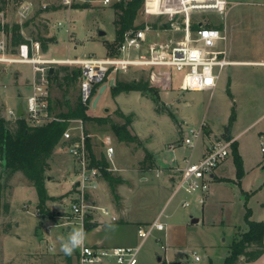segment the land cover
Returning a JSON list of instances; mask_svg holds the SVG:
<instances>
[{"label":"rangeland","instance_id":"1","mask_svg":"<svg viewBox=\"0 0 264 264\" xmlns=\"http://www.w3.org/2000/svg\"><path fill=\"white\" fill-rule=\"evenodd\" d=\"M23 1L32 2L34 11L28 20L19 22L16 9ZM117 1L119 0H111V3L104 4V0H72L71 4H66L62 0H14L9 4L5 13H0V22L2 27L5 23H19L23 36L39 41L41 52L48 55L46 57L60 59L103 57L105 56L102 43L104 37L99 38L98 31L101 29L106 31L105 38L108 40L116 37L114 4ZM227 1L225 12L219 13L222 20L221 17L213 14L217 12H194L192 27L200 21L210 26L221 25L224 27L225 19L228 43L231 45H238L244 33L242 31H246L247 40L243 41L245 42L242 47L244 48L243 53L238 57L248 55L251 56L250 58L255 57L252 55L257 51L255 43L258 41V36L261 35L264 38V0ZM146 2L135 23H143L144 26L161 29L163 24L170 20L171 16L168 14L170 8L172 9L174 6L173 0H147ZM44 3L48 8L46 11L42 9ZM159 9L161 10L153 11ZM166 10L168 13H165ZM26 22L29 23L26 24ZM233 24L236 26L233 27ZM221 29L225 31L224 28ZM38 38L48 39L46 51H43L42 42ZM60 66L59 64L53 65L57 70V78L56 76L49 78L56 113L66 110L62 104L66 96L72 104L81 98L80 77L62 78L57 82L58 76L61 75L58 72ZM68 66L71 69L79 68L74 64H68ZM168 75L172 77L173 81L169 84L165 82ZM116 76L117 82L148 81V86L157 90L160 97L161 101L158 106L161 112L155 111V103L141 93L143 97L139 93L140 91H124L113 96L111 87L108 86L101 94L96 108H92L88 103L85 104L88 107V113L118 123H123L125 120L117 114V110L133 114L132 126L135 123L140 134H143L144 137L148 136L142 141L144 147L150 137L152 139L151 147L160 146L167 141L166 146L163 144L164 153L169 157V161L164 163L165 168L179 163L175 156L181 154L185 156L188 153V149L177 145L176 139L174 136L172 137L175 127L167 111L175 114L179 122L178 125L184 122L197 126L204 118L215 134L228 139L237 137L233 142L230 156L218 166L219 173L225 177L219 178L216 182L213 181L210 186L211 192H209V196H206L205 203L200 206L196 195L180 191L174 198L167 200L161 218L163 222L170 225L171 239L169 243L170 247L174 248L167 249L166 252L172 254L175 251L176 259H178L175 261L181 260L183 264H208V256H204L207 244L213 245L209 257L213 259L214 263L221 264V255L226 246L231 243L234 231L240 232L241 228H245V225L248 226L245 218L247 209L251 210L250 220H264V151L262 150V147L264 148V65L228 66L223 70L219 86L214 91L182 89L179 87L182 85V73L176 68H172L168 73L161 71L160 68L131 67L119 71ZM31 78L32 66L30 64L0 62V112L7 120L10 108L15 110L19 104L27 106ZM54 78L56 80H52ZM61 82L62 85H60ZM97 93L98 91L94 94L93 99ZM232 107L237 111V119L230 126ZM106 108H108L107 112ZM86 126L96 141L100 143L104 141V145H108L110 137L108 138L107 135L112 134L110 124L87 121ZM138 144H132V146L144 151L143 146L140 147ZM235 152L239 154L240 161H242V177L238 173L236 158L239 156ZM67 153H65L66 156H69ZM130 158L124 156L123 163H129ZM54 160V155L51 154L49 161L52 165H54ZM151 162L153 163V159L151 161L149 158L146 165L153 167ZM55 173L58 175L57 183H59L60 192L65 179L62 177V170L60 174L59 172ZM46 174L48 176L53 172L49 169ZM65 175L71 177L72 172H67ZM153 178L148 184L140 183L138 185L151 190L149 191L151 195L148 193L144 195L150 200V206L143 210L140 203L135 205L137 208L133 216L149 217L159 205H164L166 197L168 198L172 193V189L167 193L157 190L159 186L156 179L158 178L154 175ZM1 183L0 206L8 202L10 210L8 215H5L4 209L0 208V264H5L8 261L7 264H79L75 250L71 255H65L60 251L56 236L62 234L66 237L68 232L66 227L52 224L53 220L57 219L55 211L48 207L51 215L44 216L43 219L37 206H33L31 201L25 203L21 201V196L17 193L18 187L29 188L32 186L25 176L21 172H17L7 183L5 175H3ZM4 184H6L5 187ZM63 197V195H59L51 197L49 200L56 201L57 207L64 213H72L71 197L68 196L65 199ZM185 199L191 202L189 207L182 206ZM58 202H62V204ZM64 218L68 220V216H64ZM193 218H201V220L193 223ZM75 220L79 224L76 218ZM57 222L61 223L58 219ZM18 223L21 226H18ZM36 223L38 226L35 230ZM46 224H52L49 233H44L43 227ZM78 226H74L73 229ZM236 226H239L238 229ZM47 228L49 227L45 229ZM43 233L44 239L41 238ZM165 243L156 241L151 236L142 246L138 258L144 259L147 263L156 264L158 256L164 253ZM176 248L180 251H176ZM192 251H196L200 255L201 261H195ZM11 254L15 257L10 261Z\"/></svg>","mask_w":264,"mask_h":264},{"label":"built area","instance_id":"2","mask_svg":"<svg viewBox=\"0 0 264 264\" xmlns=\"http://www.w3.org/2000/svg\"><path fill=\"white\" fill-rule=\"evenodd\" d=\"M62 1L66 4L72 2V0ZM173 2L174 6L169 12L171 16L169 22L164 23L161 29L146 25L126 30L114 56L64 59L46 57L41 52L39 41L28 38V42L13 47L5 31L2 30L0 32V62L25 63L32 66L27 106L22 104L24 114L18 116V108L10 109L7 114L8 120L25 117L31 126L66 120L50 109L49 73L50 68L58 64H74L80 67L81 99L84 104L88 103L91 107L94 90L98 91L100 85L109 84L110 76L113 74L131 67L166 68L165 70L168 71L176 68L182 73L183 89L214 91L223 70L234 62L228 57L226 48L218 47L220 42L226 41L224 32L203 23L195 28L192 27V14L194 12L223 14L228 1L173 0ZM109 3L111 0H104V4ZM42 9L44 11L48 9L46 3L42 5ZM33 11L32 2H21L16 9L19 22L28 20ZM162 31L169 35L162 37ZM66 121L68 127L63 132L62 140L67 142L66 148L76 162L78 173L71 196L72 216L79 221L80 226L84 227L86 218L92 210L100 209L104 214H110L108 209L96 206L89 199V194L98 187V181L103 175V167L92 164L87 146L85 121L81 118H69ZM207 126L206 119H202L197 126H183L182 138L178 140L177 145L187 148L188 153L182 156L181 162L155 170L156 176H163V173H166L167 178L171 180V198L180 191H184L196 195L198 204L202 206L214 181L215 170L230 156L235 139L219 136L208 140ZM205 140L209 142L206 143ZM262 150L264 151L263 147ZM107 152L112 161L114 147L109 145ZM113 169L116 168L113 166L106 168L108 171ZM190 205V201L183 200V207ZM162 215L163 213L150 223L138 226L137 233L140 241L136 246L107 248L83 244L80 248L79 263L105 264L107 260H113L117 264H138L139 252L147 239L153 236L155 231H163L166 228V224L161 220ZM111 219L114 221L118 218L111 216ZM192 255L195 261L201 260L196 251H193Z\"/></svg>","mask_w":264,"mask_h":264},{"label":"crops","instance_id":"3","mask_svg":"<svg viewBox=\"0 0 264 264\" xmlns=\"http://www.w3.org/2000/svg\"><path fill=\"white\" fill-rule=\"evenodd\" d=\"M166 13H168V12H166ZM213 14H215L219 18L221 17L219 13L218 14L213 13ZM147 16L149 17V13ZM226 18H227V15H226ZM220 19L222 20V17ZM200 23L204 24V22H202V21L198 22V24H200ZM239 23H241V21H239ZM205 25H208V24H205ZM232 26L234 27L236 25L233 24ZM220 27L224 28L225 31H223ZM216 28L221 29L224 32V34L226 35V41L220 42L218 44L219 45L218 47L227 49L228 57L234 62L232 65H234V66H236V65H258V66L264 65V46H263L264 45V38H263V36L261 37V35L259 34L260 36H258V41H257V43H255L257 45V51L254 55H252L255 57L250 58L251 56L248 55V56H241L239 58L238 56H240L243 53L244 48H242V47L245 45L244 44L245 42H243V41L247 40L246 36H245L246 31H242L244 33H243L242 39L239 41L238 45H235V44L231 45L230 43H228L227 26H226L225 19H224V27H222L221 25H217ZM161 35H162V37H167V35H169V34H167V32H165V31H162ZM105 36L106 35L102 36V37H104L103 38L104 40L102 43H103V47L105 49V56H103V57L110 55V53H109L110 51L107 47V44L111 43L112 41L115 40V38L112 40H108L105 38ZM178 36H180L179 33H178ZM102 37H99V38H102ZM251 43H254V41H251ZM259 44H260V46H259ZM45 56H48V55L45 54ZM232 65H229V66H232ZM160 70L163 72L169 73L168 70H165V69H160ZM182 78H181V82L183 84ZM111 79H114V82H116V79H117L116 74H113L112 76H110L109 80H111ZM165 82H167L168 84L172 83L173 82L172 77L170 75H168L167 81H165ZM29 84H30V82H29ZM218 86H219V82H218ZM218 86H217V88H218ZM179 87H182V85H180ZM182 89H183V87H182ZM171 91L173 92V90H171ZM139 93L141 94V92H139ZM50 94H51L50 99H52L51 90H50ZM97 106H98V103H97L96 107ZM92 108H94V107L92 106ZM236 113H237V111H236ZM89 115H91V114H89ZM91 116H94V114ZM94 117H96V116H94ZM237 123H238V120H237ZM173 124H174L175 129H174V134L172 135V137L174 136V139H176L175 141L178 142V140H180L182 138L181 128L183 126H187V125H191V124L184 123V122H181L180 125H178L174 122H173ZM207 124H208V122H207ZM85 129H86V134L88 136L87 139H89V142L91 143L94 155L97 158L104 156L106 158L107 162L109 163V166H113L116 168L110 172L112 173L113 176H115L117 178H121L122 183H120L116 188L118 197L115 198L112 191H111V188L109 186V183H108L106 177L104 175H102V177L98 181L97 189L89 194V199L93 204H95L96 206H98L100 208L108 209L110 214L106 215L100 209H94L88 214V217H89L88 221L90 223H96V225L87 231L84 229L85 226L83 227V229L85 230V233H86V239H85L84 244L85 245H92V246L107 247V248H113V247H118V246H130V247L136 246L140 241L139 237H138V233H137L138 226L141 224L150 223V222L154 221L160 214H162L164 207L167 203V200L169 201L171 198L170 195H172V193H170L169 197L168 198L166 197L164 205H161V206L159 205L153 211L152 215H150L149 217H142L141 218V217L133 216L134 211L137 208L135 205L140 203V206L142 207L141 209H143V210H145L147 207L150 206V200H148L146 197H144V195H147V193H148V195H151V192H149L151 190H149L148 188L138 186L140 183H142V184L150 183L152 181V179H154L153 178V175H154L156 178H158V179L155 178L158 182L157 185L159 186L157 188V190H159L160 192H166L167 193V191L170 192V190L172 189L171 180L167 178L166 173H163V176H156V174H155V170H157V169L161 170L162 168H165L164 163H166L167 160L169 159V157L167 155H165L164 148H163V144L166 146L167 141L162 143L160 146L151 147L150 142L152 139L149 135L150 138L146 141L145 147H144L142 145V141H143V139H145L148 136L144 137L143 134L141 135L139 132L140 130L138 131L137 126H135V123L133 126L132 125L130 126V130H131L132 134L137 135L139 137V139L141 141L139 144L138 143L126 144L125 142L120 141L118 139V137L112 132L111 135H107L108 138L110 137L108 139V142H109L108 145H104V141L102 143H100L99 141H96V139H94L92 132L86 126V122H85ZM178 129H179L180 134L178 133ZM206 133L208 136V140L213 138V137L218 138L220 136L219 134H215L214 132H212L209 125L207 126ZM179 135H180V137H179ZM236 138L237 137L235 136L234 139L236 140ZM208 140H205L204 142L207 143ZM66 143L67 142L62 140L55 147V149L52 153L54 155V159H55L54 165H52L48 159V163H49L48 170L50 169V171H52L53 174H49L47 176V179H46V188H47L48 194L51 197H57L59 195H63L64 196L63 199H65V197H68V196L71 197L72 196L74 183L76 182L77 177H78L76 162H75L74 158L69 154V152L66 148ZM132 144H136V145L138 144V146H140V147L143 146L142 148L144 151L136 148V146L133 147ZM148 144H149V146H148ZM109 145L114 147V153L112 155V161L109 159V155L107 152V147ZM65 153H67L69 156H66ZM124 156L131 157L129 163H123V157ZM182 156H183V154H181L180 156H178V155L175 156V158L177 159L176 161L181 162ZM67 157H69V158L65 159ZM149 158L151 159V161L153 159V163L152 162L150 163V164H152L153 167H151L150 165H146L147 164L146 162L149 160ZM148 167H151V168H148ZM218 169H219V167L214 172V181L215 182L217 180H219V178L225 177L222 173H219ZM61 170L63 172L62 177H64L65 182L63 183L62 191L59 192V187H58L59 183H57L58 182V175H56L55 172H59V174H60ZM67 172L68 173L72 172L71 177H67L65 175V173H67ZM66 182H68V183H66ZM210 192H211V189H210ZM17 193L19 196H21L20 199L23 203L31 201L33 206H37L38 196H37L36 190L33 186H31L29 188H26L25 186H20L17 189ZM185 200H188V199H185ZM56 203L57 202L54 200H49L47 203L48 207H50L53 211H55V215L57 216L58 221L61 222V223H58L57 219L56 220L54 219L52 224H54L55 226L66 227L67 232L69 234L70 231L73 229V227L78 226L79 224H77L75 218L73 219L72 213H69V214L64 213L63 211H61L57 207ZM58 203L62 204V202H58ZM202 209L204 211V208H202ZM64 216H69V217H71V219L66 220L64 218ZM111 216H115L118 219L113 221L111 219ZM42 218L44 219V217H42ZM200 220H201V218H199V221ZM256 221H264V220H256ZM55 222H56V224H55ZM62 222H63V224H62ZM164 223L166 224V228L163 231H155V233L153 234V237L156 241L166 242L165 243L166 245L164 248V253H162L158 256V258L160 257V259H157L156 264H171L172 262H177V261H175V259L177 257L175 251L172 254L171 253L168 254L166 252L167 249H171L174 247H170V243H169V241L171 239L170 225H168L166 222H164ZM37 224L38 223H36L35 230L37 229V226H38ZM52 224L51 225L46 224V226L43 227L44 233L45 232L49 233V229L52 226ZM18 226H21V224L18 223ZM46 227H49V228H47L48 230L45 229ZM78 227H81V226L79 225ZM238 227L239 226H236V229H238ZM240 227H241V225H240ZM247 229H248V226L245 225V228H243V229L241 228L240 232L234 231V233L232 234L233 235L232 237H234L238 233L244 232ZM39 230H41V229L39 228ZM35 233H36V231H35ZM44 233L42 234V236L40 234L41 238H43V239L45 237ZM18 238L20 239L19 235H18ZM43 239H41V240H43ZM231 239H233V238H231ZM229 245H230V243H229ZM229 245L226 246V249L223 251V254L221 255V259H222L221 264H223L224 259L227 255ZM205 247H207V249H205L204 256H206V257L208 256L207 257L208 258V264H210V262L214 263L213 259L209 257V252L211 251L210 249L213 247V245H207L206 244ZM80 248H81V246L75 250L77 253V255H75L77 257V259L79 258ZM175 250L180 251V249H177V248ZM14 257H15V255L13 256L11 254V256L9 258L10 261L13 260ZM242 259H243V257H242ZM242 259L240 260V262L238 264H264V253L255 261L244 262ZM176 260H178V259H176ZM78 261H79V259H78ZM179 262H180V264H183V262L181 260H179ZM7 263H9V261ZM7 263H5V264H7ZM105 264H117V263L113 260H107L105 262ZM138 264H150V263H147L146 261H144V259L138 258ZM214 264H216V263H214Z\"/></svg>","mask_w":264,"mask_h":264},{"label":"trees","instance_id":"4","mask_svg":"<svg viewBox=\"0 0 264 264\" xmlns=\"http://www.w3.org/2000/svg\"><path fill=\"white\" fill-rule=\"evenodd\" d=\"M14 0H0V13H5L8 6ZM16 1V0H15ZM145 4V0H119L114 4L115 9V40L107 44L110 56L117 53V47L123 38L126 30L131 28H141L144 24H136L135 21ZM29 22H26L28 24ZM196 27V25L194 26ZM4 30L6 36L9 38L10 45L15 47L24 42H28V38L24 37L21 32L19 23H5L2 27L0 22V32ZM42 42V49H48V39L38 38ZM55 41V40H54ZM57 70L54 69L53 73H49V78L56 76ZM59 80L67 77L79 78L81 76V69H71L68 65H61L58 71ZM52 80H56L55 78ZM63 83L61 82L60 85ZM148 81L137 82H115L111 87L112 95L117 96L124 91H140L144 96L150 98L156 105V111L161 112L159 109L160 97L157 90L148 86ZM97 90H94V94ZM150 92V93H149ZM93 94V95H94ZM55 102L50 99V109L54 111ZM66 110L59 111L56 114L64 119L81 118L85 122L96 121L99 124H110L112 132L118 137L120 141L126 144L140 143L137 135L132 134L130 126L133 123V114H126L121 110H117V114L124 118L123 123L107 120L106 118L94 117L88 114V107L83 103L81 98H78L73 104L67 99V96L62 101ZM174 123L178 124V119L171 111H167ZM237 119V113L234 107L230 115L229 124H232ZM51 121L39 126H31L28 124L25 117H19L15 120H7L0 112V163L3 167L0 176V188L2 187L1 179L5 175V182L9 183L12 177L17 172H21L25 178L35 188L38 202L37 209L42 217H48L50 210L47 206V201L51 198L46 188L47 170L49 168L48 159L53 153L55 147L60 143L63 132L68 127L67 121ZM228 139V138H227ZM234 144V143H233ZM87 146L91 154L92 164L95 166L103 167V175L106 177L111 191L115 198L118 197L116 188L122 183L121 178H117L106 168L109 166L104 156L97 158L92 150L89 139ZM237 149V145H236ZM236 153V152H235ZM238 156L239 154L236 153ZM237 159L238 173L242 177L243 168L240 156ZM242 175V176H241ZM6 184H4L5 187ZM0 208L4 209L5 215H8L10 205L5 202ZM251 210L247 209L245 218L248 223V229L242 233L236 234L230 245L228 246L227 255L223 264H238L243 257L244 262H251L258 259L264 253V221L250 220ZM86 218L84 229L87 231L91 229L96 223H90ZM71 217L68 216V220ZM6 231H8L6 229ZM210 264H214L210 262Z\"/></svg>","mask_w":264,"mask_h":264},{"label":"clouds","instance_id":"5","mask_svg":"<svg viewBox=\"0 0 264 264\" xmlns=\"http://www.w3.org/2000/svg\"><path fill=\"white\" fill-rule=\"evenodd\" d=\"M86 239V233L83 227L74 228L65 237L62 234L56 236V240L59 241L60 251L65 255H71L74 250L82 246Z\"/></svg>","mask_w":264,"mask_h":264},{"label":"water","instance_id":"6","mask_svg":"<svg viewBox=\"0 0 264 264\" xmlns=\"http://www.w3.org/2000/svg\"><path fill=\"white\" fill-rule=\"evenodd\" d=\"M104 35H106V31H104V30H102V29L98 31V36H99V37H102V36H104ZM54 69H55L54 67H51V68H50V73H53ZM114 84H115L114 79H111V80L109 81V84H106V83H105V84H103V85L100 86L97 95L95 96V98H94L93 101H92V106H93L94 108L96 107V105H97V103H98V101H99V99H100V96H101V94L104 92V90H105L108 86H110V87L114 86ZM105 111L107 112V111H108V108H106ZM23 114H24L23 105L20 104L19 107H18V116H23ZM2 170H3V167H2V165H1V163H0V176H1ZM198 221H199L198 218H193V219H192V222H193V223H196V222H198ZM158 259H160V257H159ZM171 264H180V262H179V261H177V262H172Z\"/></svg>","mask_w":264,"mask_h":264}]
</instances>
